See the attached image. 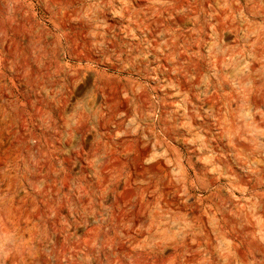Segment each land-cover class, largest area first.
Segmentation results:
<instances>
[{
    "label": "rangeland",
    "instance_id": "1",
    "mask_svg": "<svg viewBox=\"0 0 264 264\" xmlns=\"http://www.w3.org/2000/svg\"><path fill=\"white\" fill-rule=\"evenodd\" d=\"M263 2L0 0V264H264Z\"/></svg>",
    "mask_w": 264,
    "mask_h": 264
},
{
    "label": "bare ground",
    "instance_id": "2",
    "mask_svg": "<svg viewBox=\"0 0 264 264\" xmlns=\"http://www.w3.org/2000/svg\"><path fill=\"white\" fill-rule=\"evenodd\" d=\"M236 3V2H235ZM262 3V2H261ZM237 5H239V7H240V4H238L237 3ZM237 5H235V6H237ZM262 6H263V8H264V2H263V4H261ZM261 5L259 6V7H261ZM258 7V8H259ZM235 8V7H234ZM237 8H238V6H237ZM241 8V7H240ZM239 8V9H240ZM244 8H246V6H244ZM258 8H256V11L258 12V11H260ZM241 9H243V8H241ZM261 10H262V8H260ZM236 10H238V9H236ZM244 10V9H243ZM250 10V9H249ZM251 11V10H250ZM264 10H262V11H260V13L257 15V16H264V12H263ZM254 12V11H253ZM245 13V12H244ZM250 13H252V12H250ZM256 13V12H255ZM249 14V13H248ZM252 15V14H251ZM254 15V14H253ZM255 15V16H256ZM222 16H225V13L224 12H221V11H219V13H218V15H217V21H220L221 19H222ZM250 17V16H249ZM244 19H246V17L245 18H243V20ZM263 20V19H262ZM261 19H260V21H262ZM241 21H242V19H241ZM239 22V21H238ZM245 23H247L248 24V21L247 22H245ZM243 21L240 23H237L233 18L231 19V30L235 33L236 32V34L237 33H240L241 35H243V38H244V36L246 35L247 36V34L246 33H248L247 32V30L249 29V27H247V26H249V24L248 25H246ZM262 23V22H261ZM263 24H264V22H263ZM219 25H221V23H219ZM251 28V27H250ZM251 31V30H250ZM249 31V32H250ZM257 32H259V31H257ZM252 34H253V31H252ZM260 34V33H259ZM256 35L257 36H260V35H258V33H256ZM245 36V37H246ZM252 36L253 35H251V38H252ZM235 39V38H234ZM250 39V38H249ZM258 39V38H257ZM256 39V40H257ZM241 40V43L243 44L244 43V41L242 42V38L240 39ZM239 40V41H240ZM244 40V39H243ZM253 40L254 41H256L255 40V38H253ZM252 40V41H253ZM249 41V40H248ZM248 41H246V42H248ZM250 42L251 44H249V45H252V43H255V42ZM245 42V43H246ZM238 44H240V43H238ZM248 45V46H249ZM245 46V45H244ZM262 46V45H261ZM260 46V47H261ZM258 47V46H257ZM238 48H239V45H238ZM244 48V47H243ZM259 48V47H258ZM262 48V47H261ZM242 49V48H241ZM260 49V48H259ZM232 50V49H231ZM245 50V49H244ZM244 50H243V52H244ZM255 50H258L257 48L255 49ZM246 51V50H245ZM250 50H248V52H249ZM262 51V50H261ZM236 52V51H235ZM263 52H264V50H263ZM263 52H261L262 54H264ZM237 53L239 54V52L237 51ZM250 53V52H249ZM254 53V52H253ZM260 53V56H262V54ZM254 54H258V53H254ZM228 55V54H227ZM235 55H236V53H235ZM237 56H239V55H237ZM237 56H235L236 58H238ZM241 56V55H240ZM244 56V55H243ZM234 57V54H230V55H228V59L226 58V55L224 54V56H214V71H216V75H217V77L219 78V79H221V81H222V83H223V85H224V87H226V88H229V87H231L230 85H229V81H228V76H226V77H222L221 76V70H220V66L221 65H225L226 63H233V65L235 64V59L233 58ZM242 57V56H241ZM258 57V56H257ZM264 57V56H263ZM263 57H261L262 59H263ZM260 58V57H259ZM251 59H254V58H251ZM256 60H258V58H255ZM260 60V59H259ZM258 60V61H259ZM253 62H254V60H252ZM253 62H251V60H250V63H253ZM261 62V61H260ZM262 62H263V60H262ZM249 63V64H250ZM264 63V62H263ZM248 64V65H249ZM139 65H140V67H143V68H145V65H144V63L143 62H139ZM251 66H253V67H255V63H253V64H250ZM249 65V66H250ZM261 66H262V64H260ZM258 66V68L259 67H261V66H259V65H257ZM256 66V67H257ZM256 67H255V69H256ZM257 68V69H258ZM255 70V71H258V70ZM254 70V69H253ZM261 70V69H260ZM259 70V71H260ZM262 71V70H261ZM198 75V73H195V76H197ZM240 75V74H239ZM239 75H236V74H234V75H232V81H234V80H238V79H240L238 76ZM225 76V75H224ZM255 80V79H254ZM260 80V79H259ZM257 82V81H256ZM255 82V83H256ZM260 82V81H259ZM261 82H263L262 80H261ZM260 84H262V83H260ZM257 86V85H256ZM262 86V85H261ZM260 86V87H261ZM257 87H259V86H257ZM258 89V88H257ZM231 92H232V90H231ZM231 96V95H230ZM232 97V96H231ZM231 100V102H232V99H230ZM259 108H261L262 110H263V112H264V103H262V102H260V104H259ZM263 117H264V113L263 114H261ZM262 118V117H261ZM258 126L260 127V128H262L263 129V131H264V119H261V120H259V122H258ZM227 135H229V133H227ZM236 140V141H235ZM235 140H232V142L235 144V146L236 147H238V148H242V151H251L252 149L250 148V147H246V148H243V146L241 145V144H239L240 142H239V140L238 139H235ZM257 155H258V153H257ZM256 155V156H257ZM260 157H262V158H257V160L258 161H256V162H259V164H261V165H264V152H263V156H260ZM255 160V159H254ZM253 230V229H252ZM248 231V230H247ZM254 231V230H253ZM253 231L251 232V230H250V232H248V233H252V234H255V233H253ZM245 232V231H244ZM259 232V231H258ZM257 231H256V233L257 234H259ZM248 233L247 234H245V236L246 235H248ZM242 235V234H241ZM247 237H251L250 235L249 236H247ZM247 237H242V238H247ZM254 237V236H253ZM253 237H251L252 239H253ZM256 238V237H255ZM134 239V238H133ZM248 239V238H247ZM130 241H132V240H130ZM232 241V240H231ZM250 241V240H249ZM254 241H256V239H254ZM254 241H252V242H250V243H252L253 244V242ZM246 242V241H245ZM131 243V242H130ZM129 244V243H128ZM242 244V243H241ZM252 244H250V245H252ZM254 244H256V242H254ZM257 244L259 245V243L257 242ZM257 244L256 245H252L254 248H257L256 246H257ZM125 244H120V243H117L116 245H114V246H112L111 247V249L114 251V252H121L124 256H126V257H128V258H131L132 256H131V254H130V249H129V245H125ZM249 246V245H248ZM260 246V245H259ZM259 248V247H258ZM143 250V249H142ZM260 250H262V248L260 249ZM254 252H255V250H253ZM143 252V251H142ZM149 252V251H148ZM241 252V251H240ZM260 253H261V251H259ZM258 252V253H259ZM257 253V252H256ZM257 253V254H258ZM150 254V253H149ZM221 253H219L218 254V257H224L223 256V254L221 255V256H219ZM240 254V253H239ZM148 255V254H147ZM241 256L240 257H242L243 258V255L242 254H240ZM262 255V254H261ZM255 257H256V255H255ZM259 257H261V256H259ZM225 258V257H224ZM241 258V259H242ZM258 260H259V258H258ZM243 262H244V259L242 260ZM242 262V263H243ZM244 264V263H243Z\"/></svg>",
    "mask_w": 264,
    "mask_h": 264
}]
</instances>
